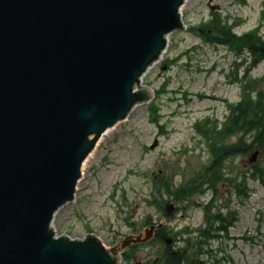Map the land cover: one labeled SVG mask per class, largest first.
I'll use <instances>...</instances> for the list:
<instances>
[{
    "label": "water",
    "instance_id": "1",
    "mask_svg": "<svg viewBox=\"0 0 264 264\" xmlns=\"http://www.w3.org/2000/svg\"><path fill=\"white\" fill-rule=\"evenodd\" d=\"M183 2L0 0V264H117L160 228L105 249L50 222L99 137L151 99L139 78L183 28Z\"/></svg>",
    "mask_w": 264,
    "mask_h": 264
},
{
    "label": "rangeland",
    "instance_id": "2",
    "mask_svg": "<svg viewBox=\"0 0 264 264\" xmlns=\"http://www.w3.org/2000/svg\"><path fill=\"white\" fill-rule=\"evenodd\" d=\"M208 5L215 12H209ZM179 11L187 28H196L216 14L226 18L227 24L235 23V34L257 28L264 38V0H186ZM228 49L185 29L167 35L160 62L140 80L157 92L151 101L156 108L154 119L149 103H144L104 132L81 167L73 200L53 216L56 236L81 239L92 233L110 248L125 236L141 232L143 221L162 224L169 235L185 227L195 230L203 221L202 209L194 203L205 204L212 195L217 207L228 199L225 203L229 201L237 220L228 230V239L212 241L211 250L224 249L233 264H264V189L259 182L247 180L245 199L235 197L228 182L216 186L214 194H194L169 220L157 207L158 200L169 198L161 188L162 181L167 180L171 187L182 184L209 160L206 146L193 132V122L204 117L222 121L226 104L239 99V87L229 74L239 58ZM163 61L168 67L161 70ZM241 71L238 68L237 77ZM262 75L264 63L259 62L250 76ZM153 143L156 145L150 147ZM258 161L264 163V154L253 160L250 154L232 157L224 162L229 171L223 173L232 178L243 175ZM163 247L157 241L137 245L130 250V259L126 256L120 262L118 258V264L150 263Z\"/></svg>",
    "mask_w": 264,
    "mask_h": 264
},
{
    "label": "trees",
    "instance_id": "3",
    "mask_svg": "<svg viewBox=\"0 0 264 264\" xmlns=\"http://www.w3.org/2000/svg\"><path fill=\"white\" fill-rule=\"evenodd\" d=\"M235 26V25H233ZM232 25H227L226 21L214 18L206 24L199 26L208 42L228 47L236 55L245 53L248 62L240 77H237L236 70L245 62L244 55L241 62L235 64L231 77L239 87V101L227 105L226 116L222 122H217L205 118L193 125L194 130L205 142L210 153L211 161L207 167L185 184L171 190L163 185L165 191L170 193V198L177 204L187 201L195 192L202 194L205 190L216 192V186L223 183H233V191L237 197L245 198L247 195L245 178L237 182L235 177H225L223 173L222 161L226 157L247 155L252 150L264 152V76L255 78L250 76V71L259 62H264V39L256 30L235 35L232 32ZM208 32L209 34H206ZM155 112V109H151ZM235 137L232 143L226 140ZM246 178L259 181L264 185V164L251 166ZM197 179H199L197 181ZM211 203L203 208L204 228L198 231V235L187 238L182 245L165 247L157 263L162 264H221L225 259H216L210 251L209 243L213 240L226 238L228 227L236 219V214L229 211L225 215L221 209L214 210ZM173 243L178 238L170 232ZM189 234V233H188ZM180 236V233H178ZM165 228L159 231L156 240L163 241V237H169ZM204 256L207 259H204ZM148 264H154L150 262Z\"/></svg>",
    "mask_w": 264,
    "mask_h": 264
},
{
    "label": "bare ground",
    "instance_id": "4",
    "mask_svg": "<svg viewBox=\"0 0 264 264\" xmlns=\"http://www.w3.org/2000/svg\"><path fill=\"white\" fill-rule=\"evenodd\" d=\"M187 1H188V0H187ZM147 73H148V72H147ZM143 77H144V76H143ZM105 133H106V132H105ZM91 155H92V154H89V155H88V159L91 157Z\"/></svg>",
    "mask_w": 264,
    "mask_h": 264
}]
</instances>
